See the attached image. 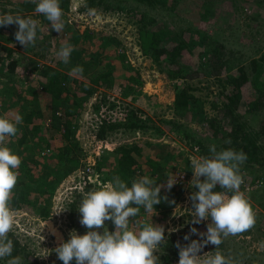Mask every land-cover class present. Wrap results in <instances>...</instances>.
Here are the masks:
<instances>
[{"label": "rangeland", "instance_id": "rangeland-1", "mask_svg": "<svg viewBox=\"0 0 264 264\" xmlns=\"http://www.w3.org/2000/svg\"><path fill=\"white\" fill-rule=\"evenodd\" d=\"M121 1L123 7L117 9L112 4L87 8L86 0H70L69 9L62 16L65 27L61 33L52 29L50 22L41 19L35 10L22 11L27 18L37 21L38 29H42L41 33L44 32L42 34H48L41 36V40L37 34L34 47L26 48L16 41V29L13 25L3 27L0 35V117L10 121H15L18 116L24 119L25 114L35 108L34 103H38L42 117L36 123L41 132L48 131L53 96L44 87L47 76L42 73L48 66L69 74L67 84L71 92L78 91L81 96L83 90L93 88L80 109L75 107V111H80L72 117L75 137L82 147V163L58 180L50 197L46 192L45 196L49 197L51 202L49 214L42 216L39 212H34L32 200L23 203L19 208L10 207L15 212L16 221L8 237L13 242L17 240L20 246L13 249L12 257L20 256L22 264H60L54 249L70 239L69 233L72 230H76L79 235L86 234L88 229L80 224L78 206L88 192L113 178L111 170L115 169L117 164L112 160L111 154L118 151L117 159L126 151L142 165L144 172L139 176L143 174L151 177L153 174L150 172L153 168L148 162L150 159L165 162V171H169L167 176L164 175L160 179L152 177L158 185L166 184L169 175L175 179L177 175L184 176L182 181L176 180L174 187L179 190V196L166 216L162 215L160 204L154 206L153 213H147L141 208L138 216L130 219V227H135L137 221L141 224L145 221L165 228V243L171 236H182L183 230L189 232L190 239L178 240L181 245L190 244L192 240L202 242L204 238L199 233L207 231L211 219L198 224L190 223V196L194 191H198L190 186L194 176L190 161L192 158L209 157V153L199 152L197 138H204L210 148L217 143L216 149L220 151L226 149L222 144L234 142L246 129H261L264 108L262 111L249 107L246 97L250 93V86L244 85L241 91H238L239 101L233 105V113L237 114V118L231 119V114L223 103L227 102V95L233 85L225 88L220 78L226 77L230 72L238 75L241 71L240 65L251 70V58H260V54L264 52V6L257 0H178L170 4L171 8L161 2L154 4L152 0H148V3L154 7L149 4L147 6V3L141 0ZM235 1L237 3L233 4ZM21 2L22 0H0V15L20 14ZM209 3L210 13L200 15L198 11H202ZM137 9H149L150 14H156L154 28L168 26L172 30L168 37L172 38L171 40L177 38L185 47L181 61L190 64L188 66L191 68L187 71L196 70L198 74L193 78L185 75L171 77L167 69L172 65L165 64V59V63H159L151 56L142 43L143 38L135 16ZM171 12L180 15L176 16L178 20L183 16L193 18L209 35L205 38L201 33L194 32L174 35L175 26L168 16ZM43 40H48L49 44L46 45ZM220 42L226 43V48L221 47ZM65 43L74 47L70 63L67 65L56 55L60 46ZM217 54L223 58L228 57V54L245 56L241 57L243 63L235 65L231 70L223 65L222 72L217 75L216 72L213 73L217 64L214 57ZM13 59H17L18 63L14 70H11L9 61ZM262 60L264 62V59ZM82 61L84 65L85 61L87 63L83 71L72 72L71 69ZM246 63L248 65H245ZM125 71L126 75L122 76L121 72ZM104 72L108 73L103 75L105 79H96ZM183 87H188V94H184V90L181 92ZM35 114L36 112L33 116ZM107 122L114 123L116 127H107L104 131L102 128ZM138 123L141 125L137 126ZM19 126L25 127V121ZM183 126L197 138L185 136ZM101 130L105 132L103 135H100ZM47 134L46 140L39 142L34 138L25 147L20 145L13 149L12 143L10 144L12 152L26 160L31 156V150L38 154L40 163L31 166L33 175L39 178H43L40 175L48 164L47 156L50 152L70 146H64L67 140L61 136L59 130L51 128ZM194 142L196 143L193 146ZM218 142L221 144L218 145ZM99 158L105 159L101 166L98 164ZM263 161L248 167L244 163L240 165L244 184L264 176ZM44 162L46 164L43 165ZM28 179L25 175L24 180ZM214 190L224 191L219 187ZM168 191L166 186L161 189L164 195ZM240 191L252 206L256 224L247 231L246 236H228L232 238L229 247L235 248L236 253L228 260L231 264H264V227L259 224L264 216V205L259 202L264 196V184L250 189L241 186ZM30 198L34 200L36 194L32 192ZM62 210L64 211L57 214ZM105 226L109 231H115L112 221H105ZM193 227L198 229L196 234H191ZM173 229L174 231H171ZM99 231L102 233L103 228ZM164 245L160 252L155 253L160 258V264H179V249L175 246L178 251H171L170 259H165L167 251ZM211 245H206L199 255L210 253ZM24 247L26 255H29L26 259ZM222 249L220 252L224 255L227 250L224 246ZM37 254L41 257L36 256ZM45 255L48 256L42 258ZM12 257L0 259V264H7V260Z\"/></svg>", "mask_w": 264, "mask_h": 264}, {"label": "clouds", "instance_id": "clouds-1", "mask_svg": "<svg viewBox=\"0 0 264 264\" xmlns=\"http://www.w3.org/2000/svg\"><path fill=\"white\" fill-rule=\"evenodd\" d=\"M31 2L36 5L35 12L43 15L52 29L59 33L63 31L65 24L59 0ZM13 24L18 26L16 41L26 48L34 47L37 21L20 14L0 15V27ZM73 51L74 47L65 43L60 46L56 55L67 65ZM71 71L79 73L83 68L76 66ZM22 123L23 118L20 116L14 122L0 117V259L12 257L14 249L8 234L13 231L16 217L9 201L18 181L19 173L16 169L21 164L20 156L4 145L9 137L18 134V125ZM210 152V157L192 158L190 161L194 173L190 186L198 189L190 196V223L198 224L209 218L211 223L206 232L199 233L204 238L202 242L192 240L187 245L177 242L179 264H231L218 251L205 255L199 253L208 244L218 248L223 238L247 232L256 224L252 206L240 191L244 183L240 165L246 161V154L242 150L237 152L233 149L217 151L215 145L211 146ZM201 177L205 179L202 180ZM176 183V179L169 175L166 184L158 185L154 179L145 175L134 178L129 187L119 176H114L106 184L88 192L78 206L80 224L88 231L79 235L76 230H72L69 233L70 239L54 249L57 258L63 264H72L73 260L75 264H160V258L155 253L160 252L165 244V228L154 223L141 224L139 221L135 227H130V219L138 216L141 208L147 213H153L155 205L160 204L162 199L168 200L167 196L161 197V189L166 186L170 191ZM217 187L224 191L214 190ZM170 203L175 204V201ZM105 221H112L115 225L114 232L108 230ZM101 228L102 233L99 231ZM197 232L195 227L191 229V234ZM53 233L55 234V230ZM184 239L189 240L190 235H186ZM36 256L41 257L39 254ZM7 264H22V258L12 257L7 260Z\"/></svg>", "mask_w": 264, "mask_h": 264}, {"label": "trees", "instance_id": "trees-1", "mask_svg": "<svg viewBox=\"0 0 264 264\" xmlns=\"http://www.w3.org/2000/svg\"><path fill=\"white\" fill-rule=\"evenodd\" d=\"M117 1V2H116ZM140 1V0H139ZM143 3H147L154 7L151 3H148V0H141ZM172 2H169L168 0H152L154 4L156 3H163L167 8H171L172 3H176L178 0H171ZM250 1V0H249ZM261 6H264V0H257ZM69 2L70 0H59L60 7L63 11V13L69 9ZM124 2V0H123ZM237 1L233 2V4H236ZM107 5L112 4L117 9H121L123 7L121 0H86V6L94 7L97 5ZM211 6L209 3L207 7L203 8L202 11H198L200 15H206L210 13V9H208ZM20 7L22 10L20 11V15L27 18L26 14H23L22 11H32L35 10L36 5L31 2V0H22L20 3ZM157 10V9H156ZM150 10H141L137 9L135 12V16L137 17V23L138 28L140 30L141 37L143 38V44L148 52L151 54V56L158 61L159 63H165L163 62L164 59L167 61L165 64L169 65L171 64L172 67L167 69L169 75L171 77H180V76H190L193 78L196 74H198V71L196 70H189L191 66L189 67L185 63V61H181L182 52L184 50V44L177 40V38L174 37V40H171L172 38H169V33L172 31L168 26H161L159 28H154L153 24L156 20V14L155 13H149ZM2 15V14H1ZM41 19L46 20V18L41 15ZM180 16L177 12H171L168 16L171 20L175 33L174 35L179 36L180 34H187L190 32H194L196 34H202L205 38L208 34V32L202 28L201 25H198L193 18L183 16L180 17L181 20H178L176 16ZM249 15V14H247ZM251 17V15H249ZM201 24V23H200ZM13 26L16 29V32L18 31V26L13 24ZM3 27H0V35H2ZM39 30V29H38ZM44 33V32H42ZM39 30V33H37L40 36V40L43 39L41 36H46L48 34H42ZM168 33V35H167ZM50 36V35H49ZM201 37V36H200ZM202 37V38H203ZM203 38V39H204ZM46 42V45L49 44L48 40H43ZM219 44V43H218ZM220 46L223 48H226L227 44L220 42ZM228 57L223 58V56L217 54L215 56V61L217 64L214 66L213 73H217V75L222 72L223 68L222 66L225 65L227 69L233 68L235 65L243 63L241 60L242 56H236L234 54L227 55ZM248 57V56H247ZM260 58H256L255 56L251 58L250 60V67L251 70L246 68V66H241V71L238 75L232 74V72L228 73L226 77L223 76V78H220L222 81L223 86L226 88L228 85L232 84V90L227 95V102L223 103L224 106L229 110L228 113L231 114V119H236L237 114H234V107L233 105H236L239 101L238 97V91H241L242 86L246 85L247 87L250 86V93H248L246 97V101L249 104V107L252 108H258L262 110L264 108V62L262 59H264V52L260 54ZM237 61V64H236ZM10 63V69L14 70V67H16L18 60L13 59L9 61ZM85 61V65H86ZM84 61H82L78 66H81L84 68ZM245 65H248L246 63ZM239 66V67H240ZM42 73L47 76V82L44 87L52 94L53 96V106H52V116H51V122L50 126L47 127L48 131L51 128H54L55 131H60L61 136L67 140V144L70 145L66 148H60V149H54L50 152L49 156H47V165L44 166V172L42 173L43 178L35 177L32 173L31 164L40 163V158L38 157V154L34 153L33 150L30 151L31 156L26 160L23 156H20L21 158V164L16 171H18V181L17 185L14 188V193L11 196V199L9 201V205L12 208H19L23 205V203H26L30 200H32V208L35 209L34 212L38 213L42 216H47L50 212V196L53 193L54 186L57 184L58 180L60 178L65 177L67 174H69L71 171H73L75 168H78L81 165L83 153H82V147L79 144V141L75 137V129L73 126L75 124L73 123L72 117L75 115V113H79L80 110L75 111V107L80 109L82 106V103L84 99L93 91V88L89 87L87 90H83L81 96L78 94V91L71 92L69 85L67 84V81L69 79V74L62 72L61 70L48 66L47 68H44L42 70ZM108 75L107 72H104L100 76H97L96 79H105L103 75ZM122 76L126 75L125 72H121ZM121 77V76H119ZM108 81V80H106ZM84 83V82H82ZM182 88L181 92L184 90V94H188V87ZM64 92H67L66 94H63ZM180 92V93H181ZM178 94V96L180 95ZM192 97L193 94H190ZM186 99H184L185 101ZM33 101V100H32ZM232 102V103H231ZM179 98L177 99V104H179ZM28 106V105H26ZM34 109H31L30 112H27L24 117L25 121V127L19 126V131L21 130V133H19L13 138L7 139L6 145L10 148V144L12 148H16L20 145L25 147L27 144L31 143V139H38L39 142H42L43 140H46L47 130L44 132H41L42 130L39 128L40 126L36 123L38 122V119L42 117V112L39 108L38 103H34ZM263 111V110H262ZM34 112L36 114L33 116ZM234 112V113H233ZM14 122V121H13ZM123 124V123H122ZM119 125V123H118ZM117 125V126H118ZM121 125V124H120ZM141 124L138 123L137 126H140ZM181 125H179L180 127ZM21 127V128H20ZM107 127L114 129L116 126L114 123L107 122L104 125V131L107 129ZM184 128V126H183ZM185 129V136H189L191 138L195 137L193 134ZM101 130L100 135H103L105 132ZM30 133V134H28ZM15 138V139H14ZM197 138V137H195ZM234 142H228L225 144H222L226 149H234L235 151H243L247 159L244 162L248 167L249 165L261 163V161L264 160V112L262 114V123H261V129L258 130L257 128L253 129H246L242 135L239 138L234 139ZM233 141V140H232ZM197 145L199 146V152L209 153V157L212 155V153L209 150V143H206L204 138H197L196 140ZM193 146L195 145V143ZM221 144L218 142V145ZM133 147L136 146L135 144H131ZM217 146V143L215 144ZM217 148V147H216ZM119 152V151H118ZM112 153V160L115 164H117V167L115 169L111 170L112 177L119 176L122 180L128 183V186H131V182L134 178L139 177L141 173H143L142 165L136 162V159H133L130 152L124 151L123 154L117 159V154ZM18 155V154H17ZM110 156V157H111ZM117 159V160H116ZM46 160V159H45ZM31 161V163H29ZM105 159L99 158L98 164L101 166L104 164ZM150 166H152V172L151 177H156L157 179L162 178V176H167L166 169V163L165 162H158L156 160L150 159L149 161ZM46 164L45 162L43 165ZM264 166V161L262 162V167ZM245 167V168H246ZM156 174V176H154ZM27 176L29 179L24 180V176ZM111 176V175H110ZM142 176H144L142 174ZM41 179V180H40ZM153 179V178H152ZM244 187V185H241ZM37 189L39 190V193H37ZM33 192V194H36V198L33 200L30 198V194ZM49 193V197L45 196V194ZM264 193V192H263ZM164 194L161 192V197L164 196L168 197V200L160 203L162 209L161 213H163V216H166L172 206L174 204L170 203L171 201H177V198L179 196V190L175 188L174 186L171 188L170 191H168L164 196ZM30 198V199H29ZM259 202H261L264 205V196H262L259 199ZM260 214V213H259ZM262 214V213H261ZM260 219V215L258 217ZM145 224V221L143 222ZM261 227H264V216L262 219ZM243 236L247 235V232L242 233ZM181 235L179 238L178 236L174 235L169 238V240L165 243L164 248L165 259H170L169 255H172L171 251H174L176 253L178 250L175 249V246L177 244L178 240L184 241V237L186 235H189V232L186 230H183L181 232ZM13 243H17L14 245V248H19L18 241L15 240ZM25 253L24 258L26 259L27 251L26 248H23ZM173 253V254H174ZM30 264H34L33 262ZM60 264H63V261L60 260ZM72 264H75V260L72 261Z\"/></svg>", "mask_w": 264, "mask_h": 264}, {"label": "flooded vegetation", "instance_id": "flooded-vegetation-1", "mask_svg": "<svg viewBox=\"0 0 264 264\" xmlns=\"http://www.w3.org/2000/svg\"><path fill=\"white\" fill-rule=\"evenodd\" d=\"M231 239L232 238H229V237H227V238H224L223 239V242L221 243V245L217 248V246L216 245H211V247L212 248H210V252H215V251H218V252H220V250H223L222 249V247L224 246V249L225 250H227L226 251V253L224 254V256L227 258V259H229V258H231V257H234L233 255H235L236 253H235V248H230L229 247V245H231L230 243H232V242H230L231 241ZM224 240H226V241H224ZM227 246V247H226ZM221 253V252H220Z\"/></svg>", "mask_w": 264, "mask_h": 264}, {"label": "built area", "instance_id": "built-area-1", "mask_svg": "<svg viewBox=\"0 0 264 264\" xmlns=\"http://www.w3.org/2000/svg\"><path fill=\"white\" fill-rule=\"evenodd\" d=\"M0 87H1V80H0ZM183 178H184L183 175H177L176 180L182 181ZM263 184H264V176L254 178L253 181H251V182H248L245 184L243 183L245 189L254 188V187H257V186L263 185Z\"/></svg>", "mask_w": 264, "mask_h": 264}]
</instances>
